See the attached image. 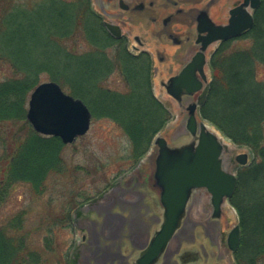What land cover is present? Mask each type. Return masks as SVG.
<instances>
[{
	"label": "trees",
	"instance_id": "1",
	"mask_svg": "<svg viewBox=\"0 0 264 264\" xmlns=\"http://www.w3.org/2000/svg\"><path fill=\"white\" fill-rule=\"evenodd\" d=\"M246 40L250 44L242 46ZM0 65L13 72L0 81V215L20 184L42 195L48 178L64 173L61 138L38 133L27 120L30 95L45 78L84 101L94 118L115 121L130 138L127 160L135 164L171 117L153 92L150 54H134L126 37H113L90 0H0ZM259 66H264V0L254 12L253 28L214 52L210 92L201 108L204 119L253 155L238 170L230 201L241 227L236 264H264V81L256 77ZM115 73L125 91L108 87ZM72 210L65 205L35 228L27 225V211L9 219L0 216V264H69V257L64 263L57 252L52 233L69 222Z\"/></svg>",
	"mask_w": 264,
	"mask_h": 264
},
{
	"label": "flooded vegetation",
	"instance_id": "2",
	"mask_svg": "<svg viewBox=\"0 0 264 264\" xmlns=\"http://www.w3.org/2000/svg\"><path fill=\"white\" fill-rule=\"evenodd\" d=\"M108 1V4H102L99 0L102 12H109V17L116 19L122 28L130 25L129 33H132V27L143 25L140 29L143 36H135L141 45L153 44L152 36L160 40L171 38L172 43L176 44L177 51L173 54H167L159 45L155 46L162 69L154 68L153 71L154 74H162L159 83L164 93L175 91L178 95L171 98L179 112L181 129L169 143L174 147L184 145L189 108L198 104L205 87L209 85V78L205 70L196 67L193 78L199 91L193 95L187 93L191 88L177 85L174 78L200 50L201 42L197 41L198 19L204 8L215 5L217 0H208L203 9L189 7L188 10L181 6L190 3L199 5L204 0ZM175 25H181L184 29L174 30ZM207 99L208 96L204 104ZM200 108L198 106L197 113ZM156 158L157 154H151L152 161H156ZM223 161L228 170L227 164L230 162H227L225 155ZM146 175L141 170L135 176L136 181L110 182L100 199H91L82 207L80 217L73 214L71 227L74 233H79V238L73 245V252L69 253V264H227V253H234L228 245L229 233L225 238L220 234L224 204L217 217L212 196L205 188L192 190L178 230L153 261L147 260V252L164 224L166 207L162 200V188L155 178V169L149 177ZM202 204L205 208L200 211Z\"/></svg>",
	"mask_w": 264,
	"mask_h": 264
},
{
	"label": "water",
	"instance_id": "3",
	"mask_svg": "<svg viewBox=\"0 0 264 264\" xmlns=\"http://www.w3.org/2000/svg\"><path fill=\"white\" fill-rule=\"evenodd\" d=\"M261 5V0H243L230 9L227 24L216 23L209 14L211 4L198 19V43L200 50L192 61L174 78L177 85L191 88L188 95H193L199 88L193 78L197 66L204 71L208 65L206 52L210 46L241 37L254 26V11ZM105 27L114 37H121L119 25L105 22ZM212 56V54H211ZM209 86H206L198 104L189 108L186 124V142L184 145L171 146L164 137H157L158 147L155 178L162 188V200L166 207V218L158 236L152 242L147 260L152 261L165 247L178 230L182 216L189 202L192 190L205 188L212 196L216 216L221 213L222 205L234 195L237 187V174L231 173L224 166V145L218 136L208 130L205 121L197 120L198 106L204 104ZM169 95L177 98L175 91ZM27 119L33 128L46 136L60 137L64 144H72L78 137L88 133L92 114L81 100L64 92L54 81L40 83L30 95ZM184 132V131H183ZM182 133V132H181ZM192 138V139H191ZM240 166L249 163V154L240 153L235 157ZM241 241V228L236 225L228 236V245L236 251Z\"/></svg>",
	"mask_w": 264,
	"mask_h": 264
},
{
	"label": "rangeland",
	"instance_id": "4",
	"mask_svg": "<svg viewBox=\"0 0 264 264\" xmlns=\"http://www.w3.org/2000/svg\"><path fill=\"white\" fill-rule=\"evenodd\" d=\"M207 1L208 0L201 1V9L205 6L204 4ZM242 1L243 0H217L215 5L210 8L212 19L218 24H227L230 17V9L236 7ZM90 2L93 9L102 15L103 21L117 23V21H115L116 19L109 17V12H102L99 5L100 2H102V4H108V0H100V2L99 0H90ZM27 4L29 7L30 4L28 2L26 5ZM193 4L196 5L197 3L185 4V8L192 7ZM113 11L115 13L116 10L114 9ZM141 26L143 25L131 28L133 30L131 34L133 37L136 35L140 37L143 36L140 30ZM129 29L130 25H126L124 32H128ZM129 40L130 44L132 42L136 47H140L139 43L134 41L132 37H129ZM240 43L242 46H248V44H250L248 40ZM217 46L218 44H215L208 49V58ZM152 61L154 65L152 69H162V64L159 63L156 56L154 57L153 55ZM206 70L209 79H211L210 68L208 67ZM152 72L154 93L171 112L170 119L157 135L158 137H165L171 140L178 130L181 129L179 112L176 104L169 95L164 93L161 89L159 82L162 79V74H154L153 70ZM12 74L13 72L9 67L0 65V81L10 78ZM256 77L259 81H264V66L258 67ZM46 81L50 80L45 78L44 82ZM107 85L108 87L121 91L127 89L118 73L111 76ZM208 125L212 126L226 140V144H230L229 146H231V149L228 148L227 145L224 155L227 162H230L227 164L228 170L232 173H236L239 165L235 161V156L239 153H248L251 160L252 152L250 148L234 144L231 140L226 139V137L210 122H208ZM131 147L130 138L115 121L109 118H94L92 115L91 127L88 133L77 138L74 143L65 145L62 155L65 163L64 173L51 175L47 180V190L42 195L34 194L27 184H20L17 186L14 194L8 199L5 208L1 212V218L9 219L20 211H27V225L33 224L35 228L40 224L41 219L53 212V216H50L52 219L56 214L59 215L65 205H70L73 210L72 213H70L69 222L60 226L52 233L54 237L53 244L65 263V258L67 259L69 253H71V251L73 252V245L76 239L79 238V233H74L71 227L73 214L76 213L77 216L80 217L82 214V207L88 204L91 199L95 201L100 199L102 192L104 193L107 190L110 182L125 183L126 181H136L137 179L135 176H137L141 170L146 172V177H149L150 173L155 169V159L152 161L151 154L156 155L157 148L153 143L144 157L136 164L127 160L131 152ZM148 179L149 178H147V180ZM206 202L207 199H205V205ZM204 208V204L199 206L200 211ZM208 210L211 211V208L208 207ZM237 224H239V214L232 204L226 202L223 206V217L220 221L221 236L225 238ZM45 234H48L47 230L41 232L42 239ZM227 256V264H235L234 255L227 253Z\"/></svg>",
	"mask_w": 264,
	"mask_h": 264
},
{
	"label": "bare ground",
	"instance_id": "5",
	"mask_svg": "<svg viewBox=\"0 0 264 264\" xmlns=\"http://www.w3.org/2000/svg\"><path fill=\"white\" fill-rule=\"evenodd\" d=\"M206 127L208 128V130L214 134H216L222 141L223 143L225 144V146H227L228 148H230L231 146H229L230 144H226V140L210 125L206 124ZM231 149V148H230Z\"/></svg>",
	"mask_w": 264,
	"mask_h": 264
},
{
	"label": "crops",
	"instance_id": "6",
	"mask_svg": "<svg viewBox=\"0 0 264 264\" xmlns=\"http://www.w3.org/2000/svg\"><path fill=\"white\" fill-rule=\"evenodd\" d=\"M169 40H170V39H169ZM146 49H148L149 51H151L152 53H154V50H153L152 48L147 47ZM176 51H177V46H173V47L168 46V47H167V52L170 53V54H173V53H175Z\"/></svg>",
	"mask_w": 264,
	"mask_h": 264
}]
</instances>
